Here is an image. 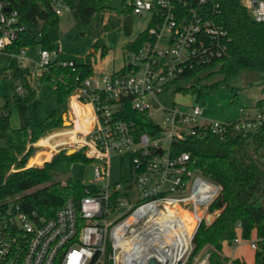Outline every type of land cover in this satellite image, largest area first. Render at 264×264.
<instances>
[{
    "label": "built area",
    "instance_id": "2783aa9c",
    "mask_svg": "<svg viewBox=\"0 0 264 264\" xmlns=\"http://www.w3.org/2000/svg\"><path fill=\"white\" fill-rule=\"evenodd\" d=\"M241 1L254 20L264 21V0ZM127 3L133 15L149 16L141 46L136 51H125L124 63L116 71L76 76L68 96L70 125L64 132L46 136L68 135L52 146L82 149L94 162V179L79 200H66L51 216L24 210L17 202L0 201V264L207 261L205 249L193 256V238L202 223L210 224L218 214L210 206L220 185L202 176L187 152L173 154L170 143L201 126L221 138L228 131L242 136L254 133L264 127V107H257L253 114L240 109L241 117L232 121L199 123L203 109L197 104L183 108L154 105L155 97L169 90L175 81L224 55L229 37L214 14V0ZM51 5L60 16L69 11L61 0H51ZM5 7L0 2V57L4 55L9 61L15 55L18 66L29 68L31 82L54 61L62 66L74 65L75 60L61 57L59 41L53 49L39 48L37 60L25 57V48L9 50L25 26L16 9L6 11ZM3 71L12 79L13 72L7 66ZM16 83L15 90L21 93L22 85ZM128 107L147 114L157 131L139 132L135 120L123 116ZM155 112L160 114V122L152 119ZM113 154L121 161L125 156L129 158V172L110 182ZM182 211L189 215L188 223L180 215ZM222 245L223 264H235V259L247 263L235 254L242 247L251 251L256 264V255L264 252V235L253 229L244 236L238 224L233 238ZM226 248L230 252H225Z\"/></svg>",
    "mask_w": 264,
    "mask_h": 264
},
{
    "label": "trees",
    "instance_id": "16d2710c",
    "mask_svg": "<svg viewBox=\"0 0 264 264\" xmlns=\"http://www.w3.org/2000/svg\"><path fill=\"white\" fill-rule=\"evenodd\" d=\"M61 1L69 9L67 17L79 28H85L97 18H102L101 15L105 11L123 15L108 17L99 32L96 26L92 31V51L98 50L101 57L108 53V47L99 35L101 32L116 29L126 36L131 35L133 13L127 0H124L121 13L103 7L108 0ZM0 2L9 9H16L20 23L25 26L9 50L18 52L31 46L45 49L55 47L56 42L60 40L61 16L55 13L51 0ZM214 2V14L217 13L218 23L227 31L229 37L226 53L187 77L201 74L217 65L216 72H219L222 78L212 83H201V79L210 74L205 73L206 75L198 77L189 86L176 89L181 93L195 95L196 101H203L205 96L225 84L242 69L264 72V21L254 20L241 0ZM81 33L84 34V31ZM145 37L146 28L124 44V51H136ZM88 55H93V52ZM89 58L82 63L75 61L73 66H62L54 61L34 82H31L28 67L18 66L13 72L12 79L20 82L23 91L18 93L14 90L10 100H0V135L6 136L4 146H0V201L17 202L24 210H36L40 214L51 216L66 200L77 201L85 193L88 184L70 176L64 180L58 179L60 174L69 171L72 163L91 161L85 157L82 149L69 154L65 149H60L42 166L24 168V164L33 150L34 142L43 137L39 143L49 146L50 137L44 136L63 126L62 114L66 112L67 98L74 89L75 77H87L94 72ZM0 77L8 78L4 71ZM47 89L52 90L55 103L61 112L57 114L56 109H53L48 115L37 120L35 112ZM231 89L234 99L237 92L234 88ZM12 106L16 107L20 122L16 130L27 131L29 134L26 151H22L24 138L19 134L13 139L8 136L15 130L10 123ZM256 106L264 107V97L257 100ZM123 116L126 119H134L139 132L157 131L154 130L156 125L147 114L128 107ZM170 149L173 154L187 152L193 167L202 176L220 185V192L210 206V209L217 210L218 214L210 224L202 223L198 227L193 238V255L205 249L204 253L208 254L205 264H223L222 242L233 238L238 224L244 236H249L253 229L257 234L264 235V127L246 136L228 131L222 138L206 126L196 127L193 134L171 141ZM18 154L22 155L19 157ZM30 162L41 163V160L34 156ZM12 163L16 170L4 176L5 170ZM255 262L264 264V252L256 255ZM234 263L247 264L239 259H235Z\"/></svg>",
    "mask_w": 264,
    "mask_h": 264
},
{
    "label": "rangeland",
    "instance_id": "374dc122",
    "mask_svg": "<svg viewBox=\"0 0 264 264\" xmlns=\"http://www.w3.org/2000/svg\"><path fill=\"white\" fill-rule=\"evenodd\" d=\"M114 11H105L101 16L102 18H97L95 21L91 22L85 28L75 27L70 18L67 17V14L61 15L60 21V46L62 50V58L73 59L77 63L85 62L89 58L94 66V72H105L109 73L112 71L118 70L124 63V54L125 51L123 46L126 42L134 39L137 34H139L143 29H145L149 22V16L147 14L142 15H132L131 23V35L126 36L121 31L116 29H111L108 31L101 32L100 38L108 47V53L103 57L100 56L99 51H92V43L94 37L92 31H94L95 26L99 32L101 25L107 20L108 17H123L119 16ZM96 30V31H97ZM84 31V34L81 33ZM39 48L37 46H31L24 49V56L32 60H37V53ZM93 52V55L89 56ZM18 59L14 55L7 61L6 56L2 55L0 57V74L4 68L7 66V70L14 72L18 66ZM23 63H27V60H24ZM30 65H34L31 61ZM217 65L208 69L205 73L208 76H205L201 79V83H212L222 78V75L219 72H216ZM205 73L198 75H193L190 77H185L175 81L171 84L170 89L159 93L153 100V104L156 106L162 107H171L176 105L178 107H185L192 104H197L202 107V115L198 119L199 123L205 121H218V122H227L238 119L241 117L240 109H243L249 114L255 113L257 106L256 102L261 97H264V72L257 70H248L242 69L235 76L229 79L225 84L220 85L218 88L213 90L210 94L205 96L203 101H196L195 95L191 93H181L176 89L178 87H187L192 84L198 77H202ZM205 74V75H206ZM16 81L11 78L0 77V100L4 102L5 100H10L11 96L15 90ZM234 88L237 92L236 97L233 99L232 89ZM23 91V90H22ZM56 109L57 114L61 110L57 107L52 90L47 89L45 94L42 95L41 104L35 112V117L37 120L48 115L51 110ZM67 115L64 117L63 126L55 128L47 133L46 136L54 134L56 132H64L67 130L68 126H65L69 117L71 116V111L69 107V101L67 98V109L66 112L62 114ZM152 119L156 122H160V114L155 112L151 115ZM10 123L14 126H19V118L17 109L15 106H12L10 111ZM68 138V135L57 134L49 139L51 146H44L40 144L38 139L32 144L33 150L31 154L25 161L24 168L31 166H42L43 163L50 159V157L58 152L60 149H65L66 153L69 151L74 152L72 146H52V144L57 143ZM166 144V141H164ZM28 148V147H27ZM26 151V150H25ZM24 153V152H23ZM22 153V154H23ZM48 153V154H47ZM21 154V155H22ZM69 154V153H67ZM20 154H18L19 156ZM20 155V156H21ZM19 156V157H20ZM34 156H38V159L41 160V163H31L30 159ZM94 162H74L71 164L70 169L66 173H62L58 176L59 180H64L67 177H73L85 184H88L94 179ZM16 170L14 163L10 164L9 167L5 170V175L8 173L14 172ZM129 172V158L125 156L122 161L113 154L110 160V182L118 181L122 176H127ZM122 175V176H121ZM225 252H230V248H226ZM235 254L240 255L248 264H253L252 253L247 248H238L235 251ZM197 255V254H196ZM195 256V255H193Z\"/></svg>",
    "mask_w": 264,
    "mask_h": 264
},
{
    "label": "crops",
    "instance_id": "0c3cea01",
    "mask_svg": "<svg viewBox=\"0 0 264 264\" xmlns=\"http://www.w3.org/2000/svg\"><path fill=\"white\" fill-rule=\"evenodd\" d=\"M60 30V29H59ZM13 127V129H15L14 131L10 132L8 134L9 137H11L12 139L13 138H17L18 134L20 135V137L24 138L25 139V142H24V148L22 151H25L28 147V132L27 131H19V130H16L19 128V126H14V125H11ZM6 136H3V135H0V146L4 144V139H5ZM4 146V145H3Z\"/></svg>",
    "mask_w": 264,
    "mask_h": 264
},
{
    "label": "water",
    "instance_id": "95a60500",
    "mask_svg": "<svg viewBox=\"0 0 264 264\" xmlns=\"http://www.w3.org/2000/svg\"><path fill=\"white\" fill-rule=\"evenodd\" d=\"M123 3L124 0H108L106 3L103 4V7L108 8V9H113L119 13H121L123 11ZM5 10H9V8L5 7ZM66 117H68L67 115H63V119H65ZM70 122L68 121V123L65 126H69ZM67 153H72V151H69Z\"/></svg>",
    "mask_w": 264,
    "mask_h": 264
},
{
    "label": "bare ground",
    "instance_id": "6f19581e",
    "mask_svg": "<svg viewBox=\"0 0 264 264\" xmlns=\"http://www.w3.org/2000/svg\"><path fill=\"white\" fill-rule=\"evenodd\" d=\"M180 215L186 220V222L188 223V221H190L189 219V215L187 214V212L182 211L180 212Z\"/></svg>",
    "mask_w": 264,
    "mask_h": 264
}]
</instances>
